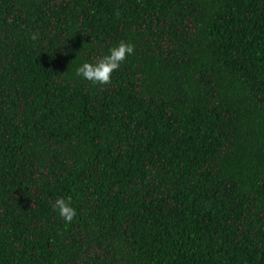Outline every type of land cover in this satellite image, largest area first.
I'll return each mask as SVG.
<instances>
[{
	"label": "trees",
	"instance_id": "1",
	"mask_svg": "<svg viewBox=\"0 0 264 264\" xmlns=\"http://www.w3.org/2000/svg\"><path fill=\"white\" fill-rule=\"evenodd\" d=\"M0 264H264V0H0Z\"/></svg>",
	"mask_w": 264,
	"mask_h": 264
},
{
	"label": "clouds",
	"instance_id": "2",
	"mask_svg": "<svg viewBox=\"0 0 264 264\" xmlns=\"http://www.w3.org/2000/svg\"><path fill=\"white\" fill-rule=\"evenodd\" d=\"M11 23V20L9 21ZM31 39H39L37 33H33ZM135 46L121 40L118 45L109 49L108 54L94 57L91 62H85L76 70L78 77L91 81L93 84L108 85L111 83L112 74L121 67V64L131 54H134ZM52 207L57 211L60 218L66 223H71L77 215L76 209L72 206V197H59Z\"/></svg>",
	"mask_w": 264,
	"mask_h": 264
}]
</instances>
